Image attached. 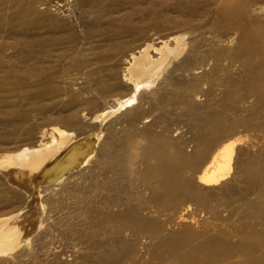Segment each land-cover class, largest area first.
Returning a JSON list of instances; mask_svg holds the SVG:
<instances>
[{
    "label": "rangeland",
    "instance_id": "1",
    "mask_svg": "<svg viewBox=\"0 0 264 264\" xmlns=\"http://www.w3.org/2000/svg\"><path fill=\"white\" fill-rule=\"evenodd\" d=\"M153 1L155 14L149 0H0V160L69 137L81 149L65 173L35 179L40 213L30 233L0 251V264H176L162 245L169 235L188 232L200 235L198 242L204 235L223 236L237 243L244 223L264 232L254 211L240 208L243 200L232 192L241 188L246 199L255 198L241 158L264 166V131L243 124L247 118L264 124V100L246 90L253 61L236 58L238 34L207 17L204 10L214 12V0H197L196 17L178 11L174 0ZM258 5L251 14L264 21V12L254 10ZM176 36L182 48L151 73L153 81L132 76V54L152 44L150 55L157 59L156 49L165 42L175 48ZM153 139L168 146L183 176L209 189L205 204L165 206L154 195L142 157ZM223 146L232 151L227 175L215 185L200 183ZM27 188L0 171V223L21 221L33 199ZM127 209L145 222H124L119 215Z\"/></svg>",
    "mask_w": 264,
    "mask_h": 264
},
{
    "label": "bare ground",
    "instance_id": "2",
    "mask_svg": "<svg viewBox=\"0 0 264 264\" xmlns=\"http://www.w3.org/2000/svg\"><path fill=\"white\" fill-rule=\"evenodd\" d=\"M174 1L177 3L178 11L182 13L189 12L192 16L196 17V15L200 10L199 3L197 0H174ZM214 2L216 4V8L214 12L211 13V10L207 8L204 10L206 12L207 17L213 15L212 17H214V19L212 20H215L224 29L225 28L228 29L229 30L228 32H235L238 34L239 46H238L237 54L235 53L236 58L240 60L249 59L253 61L251 66L253 67L251 71L252 76L247 84L246 90L249 94L254 95L259 100H264V21L260 20V18L251 14V6L254 3L260 4V6L258 5V7H255L254 10L256 11L259 10L264 12V0H214ZM153 3H154L153 0H149V4L151 6L150 7L151 12L155 14L157 12L153 7L154 5ZM209 28H212V26ZM181 36H176L173 39V41L176 44L175 48H170L167 42H165L164 46L161 49H156L160 52V57L157 59H153V57L150 55V49L154 46H152V44L151 45L148 44L146 47L144 46V48L141 49L138 54H132L131 56L132 62L130 63L129 66L130 71L129 70L128 71L131 72L132 76H134L135 79L137 80L141 78L148 79L149 81L148 84H149L151 81H153L152 77L155 75L153 74V72L156 73V71L159 68L166 65L169 61L171 62V58H173L171 57V54L178 52L177 50H180L182 48L181 47L180 49H178L181 45V41H183ZM193 47L194 46H192L190 51H194ZM229 59H231V57ZM186 60H182V61L185 63ZM151 73L153 74V76L151 75ZM132 80H134L133 77ZM139 83L140 81L135 82L134 84L133 88H135V92L139 87ZM144 84L145 83H143V85ZM235 89L237 90V85L229 86V106L232 109L234 108V105H232L233 100L237 96L235 94ZM161 92L163 94V91ZM121 103L122 104L120 103L118 104L123 106L124 105L123 102ZM209 124H211L213 126L212 128H214L215 126L214 119H210ZM243 124L247 128L251 127L258 131H264V124L253 125V121L251 120V118H247V120H245ZM62 134L63 133L61 132V135ZM69 138L64 139L62 143H58V144H56L55 142H52L51 144L43 143L37 149H24L18 154L6 156L5 158H2L3 160H0V171H2L11 182L19 186H23V185H25L26 187L28 186L27 190L33 197V199H30L28 210L25 212L21 221L16 220L15 224H8L7 222L4 223V221L3 223H0V251L8 250L9 248L14 247V245L17 243L20 237H22L24 234L30 233V231L33 230V224H31V222H33L36 219L41 209L40 208L41 203L39 204L37 200L38 198L36 197L37 191L34 186L35 179H37V177H41L42 180H49V179L52 180L53 177L54 178L56 176L58 177L60 174L65 173L67 169L70 167L71 162L78 157L79 155L78 152L81 149L79 146L76 147L75 145L71 144V139ZM62 139L63 138H60V140ZM55 141H58V139H56ZM136 146L134 145V147ZM143 147L142 150L143 149L144 150L142 151L143 152L142 157L145 163L144 165L145 169L143 170L145 183L146 185L147 183L148 185L150 184V188H153L152 191L153 192L155 191L154 195L157 196V198H159L160 201H162L163 205L165 206L167 205L165 202L169 203V205H180V206L183 205L185 201L186 202L194 201L198 205H203L205 204V202H207L205 200L209 199L208 198L209 194L207 193L209 192V189L202 188L201 186L197 185L195 183L194 177L183 176L182 174L183 171H181V169L179 168L180 166L176 162L173 153L169 151L168 146L163 145L158 140L153 139L150 140V145L148 147L146 148ZM230 147L232 148V145ZM140 150L141 149H139V151ZM231 154L232 151H229V146H223L222 148H220L219 152L212 157L210 162L200 173L199 175L200 183L210 186L211 184L215 185V183L221 181L228 173ZM177 155H182V154H177ZM237 159L238 158H236L235 161ZM151 160H153V162H151ZM184 161H186V158H184ZM241 162L242 163L240 164V169L243 178L249 184L248 186L250 188L249 191L252 192L253 188L256 189L255 194L253 193L255 198L253 200L246 199L247 197H244V191L241 188H234L232 192L235 191L236 194H238L240 200H243V202L240 204V208L244 210L251 209L255 213L256 220L264 224V166L261 165L260 162L255 158L251 160V162L249 163L243 162L241 158ZM238 165L234 166V168L235 167L237 168ZM144 166L142 167L144 168ZM201 167L199 166V168ZM192 169L196 172L198 169V165L193 164ZM135 171L137 170L135 169ZM125 175L123 178H125ZM150 188H148V190ZM226 188L230 189L229 187H223L222 190L224 191V189ZM227 192L225 193L223 192V194L227 195ZM247 192L248 190L246 189V193ZM229 196L230 195H227V197ZM227 197L225 196V198ZM225 198L223 200H225ZM228 199L229 198H227V200ZM129 211L127 213L119 215L120 218H123L124 222L127 223L132 222L135 224L145 222L144 219L140 218L141 216L139 217L136 213L134 212L130 213ZM244 224H245L246 233H239V232L237 233V237H239L238 239L239 241L237 243H232L223 236L215 237L210 235H204V239L201 242H198V236L200 235L197 236V235L189 234L188 232H183V234H181L180 237H177V235L174 234L173 235L168 234L169 236H167L162 240V245L164 246L167 254L170 255L169 256L170 259H172L176 264H264V232L257 231L258 229L254 228L253 225H249L248 223H244Z\"/></svg>",
    "mask_w": 264,
    "mask_h": 264
}]
</instances>
